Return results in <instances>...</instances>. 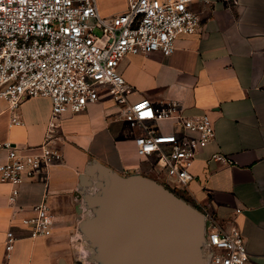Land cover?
I'll use <instances>...</instances> for the list:
<instances>
[{
  "label": "crops",
  "instance_id": "0c3cea01",
  "mask_svg": "<svg viewBox=\"0 0 264 264\" xmlns=\"http://www.w3.org/2000/svg\"><path fill=\"white\" fill-rule=\"evenodd\" d=\"M97 8L104 17L115 16L125 11L126 0H97ZM189 8L200 19L195 34L178 37L170 55H126L117 71L131 87L130 103L176 102L185 115H209L215 138L189 169L192 180L186 187L160 184L219 223H235L249 264H264V0H193ZM121 108L103 87L84 110L63 113L57 145L62 159L47 179L21 184L15 208L7 201L12 186L0 181V264H81L76 254L85 257L82 264H176L173 256L121 257L109 247L114 215L105 199L114 182L104 174L159 180L136 152L134 139L142 130L128 125ZM50 110L49 98H26L15 112L21 122L12 124V111L0 99V142L36 147ZM216 152L230 163L210 160ZM5 153L0 149V161ZM42 199L54 215L52 233L31 237L21 220ZM7 231L15 237L10 251Z\"/></svg>",
  "mask_w": 264,
  "mask_h": 264
},
{
  "label": "built area",
  "instance_id": "2783aa9c",
  "mask_svg": "<svg viewBox=\"0 0 264 264\" xmlns=\"http://www.w3.org/2000/svg\"><path fill=\"white\" fill-rule=\"evenodd\" d=\"M192 1L126 0L125 11L104 17L97 0H0V99L12 111L11 123L21 122L15 112L24 99L47 97L51 102L39 145L23 150L0 142L6 152L0 161V181L12 186L7 199L11 207L15 208L23 182L47 179L49 168L62 159L57 145L63 113L84 110L103 87L122 107L128 125L142 130L134 139L135 149L155 177L163 184L187 186L193 162L215 138L213 121L207 113L183 114L176 102L154 105L147 98L128 102L131 87L117 66L129 54H172L178 37L198 31L200 19L189 8ZM162 124L172 129L163 131ZM210 160L230 163L218 152ZM202 215L204 263L249 264L238 226L219 223L209 211ZM21 224L29 227L31 237L50 235L54 215L46 200L35 205ZM14 241L13 232L7 231V251Z\"/></svg>",
  "mask_w": 264,
  "mask_h": 264
},
{
  "label": "water",
  "instance_id": "95a60500",
  "mask_svg": "<svg viewBox=\"0 0 264 264\" xmlns=\"http://www.w3.org/2000/svg\"><path fill=\"white\" fill-rule=\"evenodd\" d=\"M102 178L114 182L113 195L105 199L114 215L108 234L113 252L146 259L161 254L175 257L176 264H205L201 212L153 179L108 173Z\"/></svg>",
  "mask_w": 264,
  "mask_h": 264
},
{
  "label": "rangeland",
  "instance_id": "374dc122",
  "mask_svg": "<svg viewBox=\"0 0 264 264\" xmlns=\"http://www.w3.org/2000/svg\"><path fill=\"white\" fill-rule=\"evenodd\" d=\"M157 181L161 183L160 180H157ZM75 253H76V252H75ZM75 259H76L77 261H79L81 264H82V260H83V261H86V260H85V257L82 258V256H79L78 254L75 255ZM91 263H93V262H91ZM91 263H88V264H91Z\"/></svg>",
  "mask_w": 264,
  "mask_h": 264
}]
</instances>
